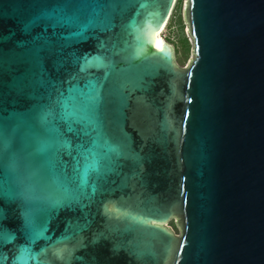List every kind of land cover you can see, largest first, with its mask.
Segmentation results:
<instances>
[{"label": "water", "instance_id": "water-1", "mask_svg": "<svg viewBox=\"0 0 264 264\" xmlns=\"http://www.w3.org/2000/svg\"><path fill=\"white\" fill-rule=\"evenodd\" d=\"M175 3L0 0V264H264V0Z\"/></svg>", "mask_w": 264, "mask_h": 264}, {"label": "rangeland", "instance_id": "rangeland-1", "mask_svg": "<svg viewBox=\"0 0 264 264\" xmlns=\"http://www.w3.org/2000/svg\"><path fill=\"white\" fill-rule=\"evenodd\" d=\"M162 38L165 43L173 47L179 67L187 68L190 62L195 60V42L187 22V0H176L171 17L162 33ZM167 227L178 237L180 236V229L176 220H172Z\"/></svg>", "mask_w": 264, "mask_h": 264}, {"label": "bare ground", "instance_id": "bare-ground-1", "mask_svg": "<svg viewBox=\"0 0 264 264\" xmlns=\"http://www.w3.org/2000/svg\"><path fill=\"white\" fill-rule=\"evenodd\" d=\"M167 24V23H166ZM166 24L162 27V29L159 31V33H157V37L162 41H163V38H162V33L164 31V29L166 28ZM165 43V42H164Z\"/></svg>", "mask_w": 264, "mask_h": 264}, {"label": "snow or ice", "instance_id": "snow-or-ice-1", "mask_svg": "<svg viewBox=\"0 0 264 264\" xmlns=\"http://www.w3.org/2000/svg\"><path fill=\"white\" fill-rule=\"evenodd\" d=\"M37 19H38V18H37ZM33 22H34V21H33ZM30 26H31L30 24H26V25H25V31H27V30L30 28Z\"/></svg>", "mask_w": 264, "mask_h": 264}]
</instances>
